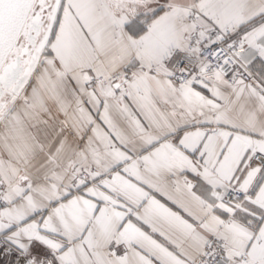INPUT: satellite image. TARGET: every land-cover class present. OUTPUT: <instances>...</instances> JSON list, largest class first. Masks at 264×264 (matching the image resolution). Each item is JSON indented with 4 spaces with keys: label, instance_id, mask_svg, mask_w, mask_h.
<instances>
[{
    "label": "snow or ice",
    "instance_id": "obj_1",
    "mask_svg": "<svg viewBox=\"0 0 264 264\" xmlns=\"http://www.w3.org/2000/svg\"><path fill=\"white\" fill-rule=\"evenodd\" d=\"M0 264H264V0H0Z\"/></svg>",
    "mask_w": 264,
    "mask_h": 264
}]
</instances>
